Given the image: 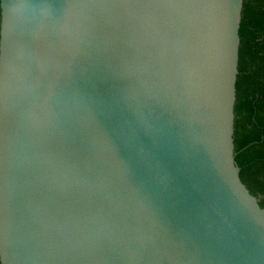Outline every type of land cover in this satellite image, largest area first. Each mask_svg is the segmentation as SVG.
<instances>
[{"label": "water", "instance_id": "obj_1", "mask_svg": "<svg viewBox=\"0 0 264 264\" xmlns=\"http://www.w3.org/2000/svg\"><path fill=\"white\" fill-rule=\"evenodd\" d=\"M247 6L0 0V264H264Z\"/></svg>", "mask_w": 264, "mask_h": 264}, {"label": "trees", "instance_id": "obj_2", "mask_svg": "<svg viewBox=\"0 0 264 264\" xmlns=\"http://www.w3.org/2000/svg\"><path fill=\"white\" fill-rule=\"evenodd\" d=\"M237 163L264 206V0H248L239 56Z\"/></svg>", "mask_w": 264, "mask_h": 264}]
</instances>
